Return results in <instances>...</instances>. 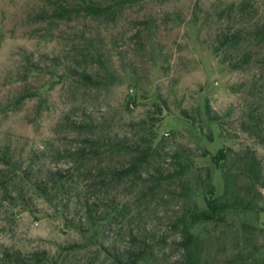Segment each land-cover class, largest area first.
<instances>
[{
	"label": "rangeland",
	"instance_id": "rangeland-1",
	"mask_svg": "<svg viewBox=\"0 0 264 264\" xmlns=\"http://www.w3.org/2000/svg\"><path fill=\"white\" fill-rule=\"evenodd\" d=\"M88 1L0 0V155L14 163L0 189V263L12 252L34 264H114L144 245L142 264H183L177 221L206 208L209 183L218 201L254 204L228 222L264 228V48L240 69L231 64L247 42L216 51L218 35L264 26V0H140L114 23L52 15L55 3ZM136 148L148 163L118 179ZM90 149L98 154H80ZM219 149L235 180L226 191ZM229 228L191 231L223 241ZM216 247L210 256L222 259Z\"/></svg>",
	"mask_w": 264,
	"mask_h": 264
},
{
	"label": "trees",
	"instance_id": "trees-1",
	"mask_svg": "<svg viewBox=\"0 0 264 264\" xmlns=\"http://www.w3.org/2000/svg\"><path fill=\"white\" fill-rule=\"evenodd\" d=\"M139 1L140 0H90L80 5L55 3L52 15L57 19L69 20L72 17L83 16L106 23H114L127 8L132 7ZM216 41V51L222 52V54L227 51H240V45L247 42L248 48L243 50L240 58L231 64L233 69H240L251 59L249 49L264 48V26H251L250 32H248L244 38H242L240 32H237L231 35H218ZM86 56L90 55L87 54ZM96 59L98 62L100 61L99 57H96ZM84 78H86V80L91 79L90 75L87 73H84ZM148 149L150 150L151 148ZM135 151H137V155L131 157L132 159L129 165L118 170V179H122L130 174H135L140 167L148 163V159L151 156L150 152L147 150L140 151L138 148H136ZM87 152L98 154L93 149L81 151L80 154L87 156ZM212 160L217 168L221 169V179L224 190L226 191L235 183V180L223 169V163L226 160L225 151L219 149L212 156ZM0 163L8 169L6 173L0 171V189L5 192L11 185L10 170L14 163L5 151L0 155ZM47 174L51 176L49 180L51 179L52 183L58 184L55 188H64V186L60 184L64 178L60 171H48ZM42 181L38 184L36 183L35 189H37L40 196L48 197L49 188L45 183V186H43ZM204 202L206 206L204 210L186 212L182 214L177 221V227H182L179 245L183 250V264H264V241H260L264 233V228L247 222H240L235 225L228 222L226 218L228 213H234L238 210H252L254 209V204L249 201L243 203L239 200L218 201L215 196V188L211 183L207 186ZM200 223H213L232 228H229L227 231V240L220 241L216 238L213 241H209L191 231L193 226ZM227 244H229L228 247L226 246ZM212 245L217 246V251L225 252V256L222 259L217 258V255L210 256V247ZM146 254L147 252L144 245L137 248H127L115 253L113 262L114 264H142L145 261ZM0 264L34 263L31 262L30 259L22 257L20 254L6 252Z\"/></svg>",
	"mask_w": 264,
	"mask_h": 264
}]
</instances>
